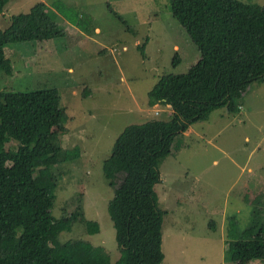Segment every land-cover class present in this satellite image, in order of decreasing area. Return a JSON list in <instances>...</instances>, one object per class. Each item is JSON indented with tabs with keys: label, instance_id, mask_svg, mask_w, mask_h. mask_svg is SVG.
Listing matches in <instances>:
<instances>
[{
	"label": "rangeland",
	"instance_id": "obj_1",
	"mask_svg": "<svg viewBox=\"0 0 264 264\" xmlns=\"http://www.w3.org/2000/svg\"><path fill=\"white\" fill-rule=\"evenodd\" d=\"M39 2L64 35L5 45L12 72H0V91L57 89L49 141L63 156L43 164L59 174L50 212L58 218L78 199L84 217L100 226L88 234L76 222L58 239L102 246L114 263L119 248L107 211L113 188L103 163L125 126L169 119V107L149 106L147 93L160 76L185 73L200 52L173 17L169 0H9L0 28ZM143 43L145 56L138 48ZM175 53L180 60L173 64ZM239 103L235 114L218 107L190 125L178 137L180 148L159 167L162 264H264V258H222L229 223L245 227L253 207L264 209V82L250 84Z\"/></svg>",
	"mask_w": 264,
	"mask_h": 264
},
{
	"label": "trees",
	"instance_id": "obj_2",
	"mask_svg": "<svg viewBox=\"0 0 264 264\" xmlns=\"http://www.w3.org/2000/svg\"><path fill=\"white\" fill-rule=\"evenodd\" d=\"M9 0H0V15ZM169 10L197 46L199 60L185 72L164 74L148 91V105H169L168 120L129 124L114 140L102 166L113 196L107 211L119 257L114 263L102 246L83 239L60 242L58 233L86 219L79 200L71 211L52 217L58 171L44 168L63 156L49 138L57 109L54 87L0 91V264H162L163 211L155 186L159 167L180 148L178 137L218 107L240 110V98L253 82H264V5L242 0H169ZM115 15V14H114ZM115 17L119 20L118 16ZM41 2L0 28V72L10 75L8 43L62 37ZM145 56V43L138 45ZM180 57L175 53L172 63ZM13 145L4 147L5 143ZM253 207V206H252ZM264 209L253 207L245 227L228 225L223 260L264 258Z\"/></svg>",
	"mask_w": 264,
	"mask_h": 264
},
{
	"label": "crops",
	"instance_id": "obj_3",
	"mask_svg": "<svg viewBox=\"0 0 264 264\" xmlns=\"http://www.w3.org/2000/svg\"><path fill=\"white\" fill-rule=\"evenodd\" d=\"M41 3H43V2H41ZM3 11H4V10H3ZM2 14H3V13H2ZM2 14H1V15H2ZM96 31H98V29L95 28V29L93 30V32H96ZM97 33H99V32H97ZM137 43H139V41H138ZM175 48L178 49V46H177V45H174V49H175ZM155 105H158V104H155ZM153 106H154V105H153ZM166 107H169L170 112H172V108H171V106L166 105ZM185 132H186V131H185Z\"/></svg>",
	"mask_w": 264,
	"mask_h": 264
},
{
	"label": "built area",
	"instance_id": "obj_4",
	"mask_svg": "<svg viewBox=\"0 0 264 264\" xmlns=\"http://www.w3.org/2000/svg\"><path fill=\"white\" fill-rule=\"evenodd\" d=\"M158 111L156 110L155 113H157Z\"/></svg>",
	"mask_w": 264,
	"mask_h": 264
}]
</instances>
